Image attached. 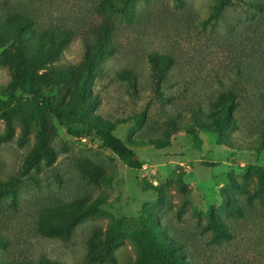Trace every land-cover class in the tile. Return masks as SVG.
I'll use <instances>...</instances> for the list:
<instances>
[{
  "label": "rangeland",
  "instance_id": "374dc122",
  "mask_svg": "<svg viewBox=\"0 0 264 264\" xmlns=\"http://www.w3.org/2000/svg\"><path fill=\"white\" fill-rule=\"evenodd\" d=\"M241 1L250 0H232L216 19L209 18L215 0L117 1L124 17L115 19L113 53L86 84L87 98L91 115L114 124L112 134L141 164L137 170L129 169L97 138L67 134L44 108L35 107V101L0 105V134L4 114L13 130L12 138L0 143V264H134L137 251L128 236L112 248L111 261L88 262L87 242L101 241L107 231L137 233L148 214L188 264H264V193H254L253 178H242L247 167L264 168V153L257 150L264 134V101L251 100L244 92L247 99L239 100L233 113L236 129L226 131L224 138L197 126L207 122L209 103L219 92L235 84L246 87L242 78L249 73V47L242 24L247 8ZM98 2L0 0V22L5 13L15 11L31 17L41 29L76 33L57 59L37 72L39 92L58 106L72 101L83 78L78 75L83 56L78 34L100 21L94 12ZM16 45L0 44L1 101L12 92ZM260 51L264 53V44ZM152 53L172 59L160 77L147 60ZM124 69L133 75L131 82L119 78ZM18 111L28 128L22 146L16 144L21 130ZM141 112L144 118L136 125L130 119ZM38 132L55 160L44 167L42 157L21 176V164ZM157 139L167 143L138 146ZM154 187L161 188V207H156ZM70 203L81 208L97 203L105 215L78 220L67 237L36 233L41 209ZM208 215L223 236L215 238Z\"/></svg>",
  "mask_w": 264,
  "mask_h": 264
},
{
  "label": "trees",
  "instance_id": "16d2710c",
  "mask_svg": "<svg viewBox=\"0 0 264 264\" xmlns=\"http://www.w3.org/2000/svg\"><path fill=\"white\" fill-rule=\"evenodd\" d=\"M117 1L119 0H99L94 12L100 17V21L91 24L89 28L80 31L78 34L83 44V56L78 75H83V78L72 101L64 107L55 104L52 101L53 98L47 97V93L44 95L39 92L36 80L41 79V75H38L37 72L43 69L49 61L56 60L61 49L76 33L67 28L41 29L31 17L24 13L15 11L5 13V19L0 22V44L16 42L17 45L14 48V61L11 65L12 92L7 95L4 101L0 100V105L7 107L10 103L23 99L35 101V107L39 104L40 107L44 108L57 126L67 134L78 138H97L103 148L124 162L129 169L137 170L141 164L132 159L131 150L112 134L114 124L91 115L89 113L91 103L87 98L89 91L86 84H90L94 76L97 75L99 63L107 55L113 53L112 38L116 31L115 19L124 17V7H118ZM176 1L180 3V0ZM241 2L247 8L246 20L242 24L243 33L246 36L245 43L249 47L246 62L249 63V73L242 78L246 82V87L244 89L235 84L234 87L219 92L209 103L205 116L207 122H197L198 128L212 130L221 138L226 136V131L236 129L233 113L240 106L239 100L251 98V100L264 101V72L262 71V69L264 70V53L260 51L261 45L264 44V0ZM231 4L232 0H215L213 15L209 18L216 19ZM147 60L151 70L159 77L172 64V59L169 56H161L156 53L148 55ZM73 73L74 71L71 70L69 77ZM237 73L241 78L239 65H237ZM118 76L120 79H126L129 82L133 78V75L126 69L121 70ZM246 91L250 97L243 95ZM17 114L20 116L21 130L16 144L22 146L23 140L28 135V128L21 113L18 111ZM2 118L4 131L0 134V143L9 141L13 136L10 117L4 114ZM143 118L144 112H141L132 116L130 120L136 125H140ZM186 132L191 134L190 130ZM166 143L167 141L160 142L157 139L139 142L138 146L158 147ZM257 150L264 153V134H262ZM42 157L44 158L43 166L49 167L55 160V153L51 148L44 145L43 137L38 132L33 148L23 159L20 175L24 176L32 168H35ZM249 177L254 179V193L256 195L264 193V168L247 167L242 173V178L247 179ZM102 180L109 182L108 179ZM154 189L158 193L156 207H161L163 204L161 188L154 187ZM104 215L105 213L97 208V203L83 208L72 203L43 208L36 216L35 231L41 237H67L72 226L78 220L88 216ZM209 218L208 227L214 231L215 238L223 236L222 228L217 225L211 215ZM127 236L137 251L134 264H188L178 248L166 241L155 217L151 214L146 217L143 230L137 233L127 235L107 231L103 234L101 241L97 238L89 239L86 251L87 261H111L110 252L112 248ZM36 264L56 263L43 260Z\"/></svg>",
  "mask_w": 264,
  "mask_h": 264
}]
</instances>
